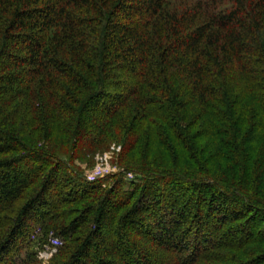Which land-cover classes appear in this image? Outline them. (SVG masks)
I'll return each instance as SVG.
<instances>
[{"label": "trees", "instance_id": "obj_1", "mask_svg": "<svg viewBox=\"0 0 264 264\" xmlns=\"http://www.w3.org/2000/svg\"><path fill=\"white\" fill-rule=\"evenodd\" d=\"M44 262L264 264V0H0V264Z\"/></svg>", "mask_w": 264, "mask_h": 264}, {"label": "rangeland", "instance_id": "obj_2", "mask_svg": "<svg viewBox=\"0 0 264 264\" xmlns=\"http://www.w3.org/2000/svg\"><path fill=\"white\" fill-rule=\"evenodd\" d=\"M120 150H121V145L113 143L108 148L97 149L93 154L87 156L86 159L84 160H79L78 158L75 159L74 164L82 170V174L85 178H87V176L90 173H93L97 167L103 168L101 169L103 174L95 177V179L98 177H102L106 174L117 173L122 170V168H119L117 166V157ZM124 172H125L124 179L126 182L135 180L134 172L132 171H124ZM129 174L130 176H128ZM48 257L49 256H47L46 259ZM43 264H45V262Z\"/></svg>", "mask_w": 264, "mask_h": 264}, {"label": "built area", "instance_id": "obj_3", "mask_svg": "<svg viewBox=\"0 0 264 264\" xmlns=\"http://www.w3.org/2000/svg\"><path fill=\"white\" fill-rule=\"evenodd\" d=\"M103 168L101 167H97L96 170L93 172V173H90L88 176H87V180L91 181V180H94L95 177L97 176H100L103 174L102 170ZM130 176V174L128 175ZM60 244V240L59 238H56V237H51L50 238V243L49 245H47V247L43 250V251H40L39 252V257L40 258H46L47 256H49L51 254V252L53 250H55V246L59 245Z\"/></svg>", "mask_w": 264, "mask_h": 264}]
</instances>
